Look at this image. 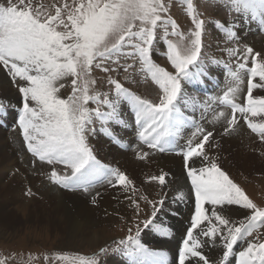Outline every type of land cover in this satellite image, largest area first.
Listing matches in <instances>:
<instances>
[{
  "label": "rangeland",
  "instance_id": "1",
  "mask_svg": "<svg viewBox=\"0 0 264 264\" xmlns=\"http://www.w3.org/2000/svg\"><path fill=\"white\" fill-rule=\"evenodd\" d=\"M134 2L137 4L150 6H155L158 2L159 4L163 5V8H158L156 13L160 16V19L157 20L155 28L153 29V51L151 52L150 58L156 67L163 68L165 71L173 75L176 74V69L172 65L171 61L167 59L169 43L176 45L178 49L187 50V48L191 46V40L194 39L193 33L197 31L196 21H204V27L201 32L200 59L197 61L196 65L190 67L188 74L182 78L181 92L173 105L172 111L168 114L166 122L168 119H170V123L172 122V126L170 128L172 129L174 124L183 120V123H181L180 127L178 128V132L180 130L189 134L192 130L197 128L203 129V132H209V129L206 130L205 128L201 127L203 119L200 114H203L204 110L200 111L195 102H191L189 98L185 97L187 91L190 89L195 95L196 92H199V89H211L213 87L214 80L207 78L206 74L209 71L210 66H214L216 63H218V68H220V71L225 69L229 72L232 66L234 69L233 71H235L232 72L235 79L240 77V74H242V80L245 81V83L249 82L247 81L245 75L248 72V69L255 67L256 64L264 65V51H255V49L252 48L250 42L241 40L240 37L235 35L233 31H225L227 25L230 24V28L233 24H240L243 17L246 18L247 13L244 8V0H134ZM9 3L16 5L21 10L27 6L28 10L32 12L33 15H39L41 21L47 18L55 17L57 10L59 9L60 19L63 20L64 23L61 24L57 22L53 26L57 32L63 33L67 31H74L72 29L71 22L68 20V14L70 11L77 8L81 3H87V0H24V4H21L20 0H0V5L7 6ZM189 4H191V8H189ZM65 5H67V7H65ZM134 24L135 27L132 29L134 33H139L142 27H152L150 22L145 24L140 19H136ZM219 27L224 29L222 34L227 39H220V37L218 39L214 35V32L219 30ZM261 34L264 35V32L261 31ZM224 39H226V42L228 41L227 46L222 48V50L224 49L225 52L223 51V53L220 52V54L215 55V53L220 50L217 41H224ZM64 43L71 44L73 43V40L69 39L64 41ZM139 43H142L139 35H137L131 42L126 40L122 44L118 43L117 47L113 51L110 50L104 58L96 57L90 67L82 69L80 66H78V77L66 75L56 81L55 86L57 88V92L55 94L58 98L69 99L75 96L80 102H82L83 96L88 95L89 97H92V100H90L87 104H84V107L90 109L96 106L100 107L99 113L91 114L89 121L86 124V131L89 127L93 129L85 136V144L91 153V160L98 161L99 159L103 162L105 161L104 163L106 165L110 163L108 160V151L110 148H105V146L100 144L97 139L99 134L101 135V138L105 135L107 139H110L111 135H114L112 132L115 130L114 126H117L121 123L123 124L124 129L127 128L128 130H135L136 128V132H139V134L141 131L138 130L143 129L146 126L147 122L142 119L137 122L139 110L136 113L132 112L133 117L129 119L128 123L122 121L121 117L117 113L119 110L122 111L125 109L127 104H129V106L131 105L130 98L132 97H130V95L133 97L137 95L141 99H145L157 104L163 97V90L160 88L159 84H157L152 79L151 73L148 72L143 66V62L140 60L139 56H131L135 51L132 45ZM248 48L253 49V55L247 54ZM255 53H259V57H255L254 63ZM213 55L219 60L214 59ZM245 60L247 61L246 66L241 70L239 65L244 63ZM227 63L229 65H227ZM199 65L205 66L206 68L200 70V67H197ZM224 65L226 66L224 67ZM105 68L110 70L104 71ZM125 68L128 70L124 71ZM0 70L3 72H0V86L6 83V79L8 82V80L11 81L12 78L14 80L13 84L17 85L18 89L16 90V93L19 97V102H21L20 105L17 106V121L10 122L7 129H1L4 132L11 131L12 127L18 128L20 130L21 128L19 127V118L23 101L21 100L22 95L19 92V87L24 86L27 83H20L21 80L19 77L13 78L2 64H0ZM195 70H200L199 73H202L199 75V82L196 83L191 78ZM110 80L121 83L123 89L120 91L116 90L114 84L109 82ZM252 81L255 83V80ZM257 83L261 84V87H259L255 92V98H264V81H261L259 76H257ZM201 85H204V87ZM103 93L111 95V99L115 102V106H113V109L110 112L105 109V106L110 105L111 102V100L107 99V95L106 103L103 101L98 103L95 102L96 97L99 96L103 98ZM247 94L248 93H246L245 101L243 102L242 100L236 101L234 97L230 99L232 103L237 104L239 102V105L247 108ZM187 100L190 101L189 104L184 105L183 101L187 102ZM3 101L4 100L0 97V114L5 113L3 111ZM6 105L8 106L7 103ZM190 105H193L194 107H190ZM30 106H33L32 102H30ZM178 108L182 112L181 114L179 113L181 116L177 115ZM214 109L215 108H213V110ZM225 109L226 106H222V110L224 112ZM173 111H175L176 114L175 112L172 113ZM214 112L217 115L216 121H214L212 117L207 114V112L206 115H208L214 123L221 122L222 120L218 114V109ZM116 113L117 116H115ZM7 114L15 116V110H13L12 113L8 112ZM184 114L186 116H184ZM248 114L249 113H243L239 118V122L243 123V125L255 124L257 125V128L264 126V113L258 111L256 116ZM198 115L200 121L196 117ZM186 117H188V119ZM109 120L111 122L110 125L108 124ZM230 120L232 119H229L228 121ZM191 121L192 123H189ZM233 126H235V124ZM220 130H218V133L215 131H210L213 133L211 136H209L208 141L205 143L204 149H206L209 159L215 160L219 166L221 165L220 167L228 172L234 183L245 193L248 199L251 200V202L255 204L257 208L264 210V157H261L254 162L261 166V170L255 172L257 175L252 174L247 176V183L243 184L240 180L241 177L244 176L242 175L243 173L239 172L236 174V168H232L230 164H228L230 163V159L228 156L226 158L224 157L225 153L221 149V142H228V140L230 141L231 138L227 133H222ZM169 133L172 134V132ZM23 136L21 139L24 146H19V148L14 146L13 138L10 133L6 135V139L9 143L10 152H17V150L20 151L22 149L24 150L21 155L18 154V157H20L18 159L19 163L23 164L24 167L29 168L30 171H34V175L38 176L37 178H39L37 181L32 183L33 189L31 188V184L24 185V183H22L20 180L22 183V189L18 192L19 199L22 198V196L25 198L28 197L27 199L29 200V205L31 206L29 207V205H27V207L33 208L37 217L33 219V222H24L23 224H20L16 232H13L12 229L8 231V234H2L0 236V264H102L105 263L104 260L107 261L108 259L117 262L123 257V254L127 255L129 253L130 247L133 246L135 249V240L141 236L144 230H146L148 224L155 216L154 213L158 210V207H161V201L164 196L163 194L166 191V189H164V185L161 186L162 184H158L157 175L155 173L148 177L147 175H144L140 178V181L137 182L133 178L131 179L129 175L123 173L127 176L128 181L134 187L135 193L137 195V201H135V205L131 208L129 218L124 219L121 223H117V225L113 226V228L110 230H102L101 233H99L102 242L100 246H97L96 248L90 249L88 248V245L84 244L72 245L69 238L64 236L63 232L60 235V232H58V230L61 231L60 228L58 230L55 228H53V231L51 230L49 222L50 218H55L58 223L61 221V216L59 217L58 213L56 214L55 204H52L48 198H42L40 194L41 190L48 189L49 184L51 185L50 188L54 187L55 185L58 189L70 193L72 190V182L77 183L79 181L85 182L80 183V187H78L77 190L85 193L87 190H83V187L89 182V180H86L88 176L87 178L81 177V179L79 178L80 180L75 178H78V176L81 175L82 170H84L86 167V164L79 173L69 176L65 183L56 184L54 183L52 173L55 172L57 176H63L68 174L70 169L61 163L49 164L46 158L41 160L38 155H34V153L29 149L28 142L25 141ZM233 141L240 142L241 144L248 143V141L244 139L243 135L241 134L236 135ZM251 144L254 143L252 142ZM186 149L187 147L185 146L183 152ZM129 150H132V148H129ZM27 153L30 154L29 156L33 157L34 160L29 158ZM13 173L16 174L15 171H13L12 174ZM186 173L187 169L185 170V177L189 187L194 192V188L192 187L191 181L187 177ZM16 182H18V180H16ZM141 183L147 184L150 187V194L146 193L142 186H138ZM18 204L21 203L19 202ZM154 204L157 205V207L153 211ZM205 206L209 207L210 205L205 204ZM15 207L17 206L15 205L14 208ZM21 210L22 209L18 208L15 212L19 217H21V219H26V211ZM244 210L248 212V216L252 215L251 209L244 208ZM146 219H148L149 222L144 224ZM245 222L246 224H244V228H242V233L245 239H249L250 243L257 245L264 243V222H260L254 228L251 226L248 219ZM187 223H190V225H188L191 226V222ZM58 225L62 226V224L59 223ZM48 226L51 230V233L46 229ZM138 228L140 230L137 234ZM189 228L190 227L187 229ZM248 229L251 230V235L244 234ZM129 236L134 237V239L130 241L128 239ZM165 239L167 240V236ZM207 239L210 240L209 237L206 238L201 236L199 241H205ZM121 241H123V243H121ZM211 243L212 242L200 247L199 251L201 253L210 254L211 249L214 247V245ZM236 243L233 245V250L236 248ZM180 245L183 246V243L180 242ZM181 250L182 249H179V251ZM153 260L157 261L154 256Z\"/></svg>",
  "mask_w": 264,
  "mask_h": 264
},
{
  "label": "snow or ice",
  "instance_id": "2",
  "mask_svg": "<svg viewBox=\"0 0 264 264\" xmlns=\"http://www.w3.org/2000/svg\"><path fill=\"white\" fill-rule=\"evenodd\" d=\"M24 4V0H20ZM67 7V5H65ZM163 8L162 4L155 6L141 5L134 0H87L77 8L70 11L68 20L74 31L57 32L54 24L64 21L60 19V11L57 10L55 17L41 21L39 15H33L27 8L23 10L9 3L7 6L0 5V64L13 77H19L27 84L19 87L22 95V109L19 118V127L23 131L24 139L28 142L29 149L38 155L41 160L47 159L49 164L61 163L68 169L69 173L57 176L52 173L54 182L63 184L71 175L79 173L81 169L92 159L91 153L85 144V136L93 129L87 128L91 114L99 113L100 107H84L92 97L84 95L82 102L73 96L69 99H60L56 96V81L66 75L79 76L77 67L82 69L90 67L96 57L104 58L118 43L126 40L131 42L137 35L142 43L133 44L135 51L131 56H139L143 66L151 73L152 79L159 84L163 90L160 102L152 103L148 100L134 96L133 99L139 109L138 121L144 120L146 126L140 132V139L149 148L159 152L157 137L164 128L168 114L181 92V80L185 77L190 67L197 64L201 56V32L204 21H196V29L193 33L194 39L187 50L178 49L176 45L169 43L167 59L171 61L176 69L173 75L163 68L156 67L150 58L153 51L154 31L157 20V9ZM191 8V4H189ZM244 8L254 15L264 11V3L256 0H244ZM154 17V18H153ZM140 19L145 24L150 22L151 28L142 27L139 33L132 31L135 27L134 21ZM67 27V25H66ZM73 40L66 44L64 41ZM248 55H253V49H247ZM259 57V53L254 54ZM247 61L239 67L244 69ZM110 69L105 68L104 71ZM128 69L125 68L124 71ZM250 74L247 103L248 107L232 103L230 96L236 91L229 88L224 93L223 99L231 104L233 113H251L256 116L258 111L264 113V98H253L252 89L261 87L259 83H252L251 78L259 76L264 81V65L256 64L248 69ZM114 84L116 90L123 89L121 83L109 81ZM75 83V81H74ZM107 93L103 98L96 97L95 102H107ZM32 102L33 106H30ZM224 115L223 112L220 113ZM236 123L235 116L228 121L229 125ZM254 131L257 125H249ZM196 133H203L201 142L193 144L188 142L187 149L182 152L184 164L187 168V177L194 188L196 210L191 220V226L187 233V239L183 242V249L179 253V264H185L186 256L197 257L196 264H209L207 257L198 248L214 242L217 237L223 241V260L225 264L229 256L233 254V245L242 237L243 222L239 227L235 226L229 219L219 214L217 205H239L245 209H251L252 215L248 221L254 228L260 222H264V210L257 208L248 199L245 193L232 182L231 179L221 171L217 165L209 161L208 166L200 167L193 157L206 158L203 152L205 143L211 132H203L197 128ZM195 135V133H194ZM261 137L264 138V126H261ZM191 161V163H189ZM160 184L165 183V176L157 177ZM122 185L128 187L130 182L125 174L117 170L110 185ZM160 202V201H159ZM95 203V201H93ZM205 204L212 206L211 216L205 215ZM157 205H153V211ZM213 218L216 222L213 221ZM207 221V227H200ZM148 219L144 224L148 223ZM199 228V235L209 237L210 240L198 241L193 239V230ZM137 229V234L139 233ZM251 235L248 229L244 233ZM132 241L134 237L129 236ZM194 244L195 247H191ZM123 243V241H121ZM239 264H264V243H249L246 248L239 251Z\"/></svg>",
  "mask_w": 264,
  "mask_h": 264
},
{
  "label": "bare ground",
  "instance_id": "3",
  "mask_svg": "<svg viewBox=\"0 0 264 264\" xmlns=\"http://www.w3.org/2000/svg\"><path fill=\"white\" fill-rule=\"evenodd\" d=\"M256 2L264 3V0H256ZM246 13V18H242V24H233L230 28L229 24L225 31H233L241 40L250 42L255 51L262 52L264 51V35L261 34V31L264 32V11L256 15L247 10ZM222 31H224V29L219 27V30L215 31L214 35L218 39L219 37L220 39L226 38L222 34ZM226 39H224V41H217L220 50H218L215 55L220 54V52L223 53L224 49L222 50V48L226 47L228 42L225 41ZM214 59H216L215 56ZM227 65L229 64L227 63ZM225 66L226 65H224V67ZM197 67H200V70L206 68L200 65ZM219 69L218 63H216L214 66H210L206 74L207 78L214 80L213 87H210L211 89H199V92H196L195 95L189 89L185 97L189 98L191 102H195L200 111L204 110L203 114H200L203 119L201 127L206 130L209 129V132L215 131L216 133L219 132L218 130L222 129L220 130L222 133H227L230 136V141L221 142V149L225 153L224 157L226 158L228 156L230 159V163L228 164H230L232 168H236V174L239 172L243 173L242 175L244 176H242L240 180L243 184H246V179H248L247 176L252 174L255 175L256 171L261 170V166L254 162L264 157V138L261 137V127L256 128L254 131L248 124L243 125V123H240L239 118L243 113L235 112L234 114L231 104L224 102L223 99L224 93L231 87L235 88L236 91L231 94L230 98L234 97L236 101H245L249 82L245 83V81L242 80V74L235 79L232 74V72H235L232 66L229 72L225 69L222 71ZM200 70H195L192 74L191 78L195 83L200 80L199 75L202 74L199 73ZM0 72L2 71L0 70ZM247 73L245 75L247 81H249L250 74L248 73V75ZM252 80H255V83H257V77L251 78V81ZM5 81L6 83L0 86V97L4 100L3 111L5 112L0 114V236L2 234H8V231L12 229L13 232H16L20 224L24 222H33V219L37 217L33 208H29L31 205H29L28 197L25 198L22 196V198L19 199L18 192L22 189V183H24V185L31 184V188L33 189L32 183L39 179L37 178L38 176L34 175V171H30L29 168L19 163L18 159L20 157H18V154L21 155L24 152L23 149L20 151L17 150V152H10L9 150V143L6 139L8 133L12 135L15 147L19 148V146H24L21 139L23 136L21 129L19 130L18 128L12 127L9 132H4L2 130L7 129L10 122L17 121V106L21 103L16 93L18 89L17 85L13 84L14 80L11 78V81L8 80L7 82V79ZM20 83L27 82L21 80ZM201 86L204 87V85ZM257 89L258 88H254L252 90L253 98L256 96L255 92ZM107 96V99L111 100V102L110 105L105 106V109L110 112L113 106H115V102L111 99V95L108 94ZM130 97H132L130 98L131 105L129 106V104H127L125 109L117 112L121 120L126 123L133 117V113L139 110L136 103L133 101V96L130 95ZM190 101H183V103L184 105L189 104ZM222 106H226L225 112L222 110ZM190 107L194 106L190 105ZM213 108L215 109L213 110ZM217 109L219 115L221 112H223L224 115H220L221 122L214 123L209 116L216 121L217 115L214 111ZM13 110H15V116L7 114L8 112L12 113ZM174 112L175 111L172 113ZM177 112V115L182 113L179 108ZM206 112L209 116L206 115ZM105 113L107 114L106 111ZM117 113L115 116H117ZM248 115L251 114L249 113ZM184 116L186 115L184 114ZM233 116H235L236 120L235 126L228 124V120L233 119ZM196 117L199 120V115ZM186 118L188 119V117ZM110 123L109 120L108 124L110 125ZM181 123H183V120L174 124L171 129L172 122L170 123V119L164 122V129L160 136L157 137L159 147L163 150L162 152L149 148L147 144L141 141L140 134L136 132V128L135 130L124 129L122 123L114 126L115 130L112 131L114 135H111L110 139H107L105 135L101 138L99 134L97 139L100 144L105 146V148H110L108 151V160L110 163L106 165L104 163L105 161L103 162L99 159L98 161H88L81 175L75 178L81 179V177L87 178L88 176L86 180H89V182L85 185V189H83L87 190L85 193L77 190V188L80 187V183L85 181H79L77 183L72 182V190L70 193L58 189L55 185L50 188V184H47V191L41 190L40 196L50 199L52 204H55L56 214L58 213L59 217L61 216L62 222L59 220L60 222L58 223L62 224V226L58 225L55 218H50L51 230L53 231V228L56 230L60 228L61 231L58 230L60 235L63 232L64 236L69 238L72 245L84 244L88 245L90 249L96 248L100 246L102 242L99 233H101L102 230H110L113 226L117 225V223H121L124 219L129 218L131 208L135 205V201H137L135 189L131 184L128 187L119 184L114 186L110 185V181L114 178V173L119 170L121 173L129 175L131 179L133 178L137 182L140 181V178L144 175H147V177L152 176L153 173H155L157 177L164 175L165 183L163 185L166 191L163 194L161 207H158V210L154 213L155 216L148 224L146 230L135 240V249L133 246L130 247L129 253L127 255L123 254V257L117 262L108 259L107 261L104 260L105 263L102 264H179V249H183L180 242L183 243L184 240L187 239L189 230L187 228L190 227V223L187 222H191L196 210L195 192L189 187L185 177V170L187 168L184 164L182 152L185 146L188 147L189 140H191L193 144H196L199 141L201 142L202 139V134L196 133V129L192 130L190 133L188 131L189 134L180 130L178 132ZM189 123H192V121ZM138 131H142V129ZM169 132H172V134ZM238 134L243 135V138L246 139L248 143L241 144L240 142L233 141ZM252 142L254 144H251ZM129 148H132V150H129ZM203 152L206 153V158L193 157L200 167L208 166L209 161H211L232 180L228 172L220 167L221 165L219 166L215 160L209 159L206 149H203ZM27 155L34 160L33 157L29 156L30 154L27 153ZM189 163H191V161H189ZM13 171H15L16 174H12ZM16 180H18V182H16ZM232 182L234 183L233 180ZM158 184L161 185L159 180ZM138 186H142L146 193H151V189L147 184L141 183ZM93 201H95V203H93ZM19 202L21 204H18ZM15 205L17 207L14 208ZM27 205H29V207H27ZM18 208L26 211V219L28 220L21 219V217L16 214L15 211ZM216 209L219 214L225 216V218L229 219L237 227L241 225V222L246 224L245 221L249 217L248 212L239 205H218ZM205 215L211 216V205L209 207L205 206ZM213 221L216 222L214 218ZM207 226V221H205L200 227ZM46 229L51 233L49 226ZM199 231V228L193 230L194 240L199 241L201 237ZM166 236L167 240L165 239ZM242 237L243 238L238 239L233 254L229 256L225 264H239V251L246 248L250 243L249 239H245L243 233ZM223 243L224 242L217 237L216 240L211 243L214 245L213 249H211V253H202L207 257L209 264H221L224 251ZM190 246L195 247L191 242ZM199 249L200 248H198L197 251H199ZM153 256L157 261L153 260ZM197 261V257H192L189 254L186 256L185 264H196ZM200 264H202V262H200Z\"/></svg>",
  "mask_w": 264,
  "mask_h": 264
}]
</instances>
